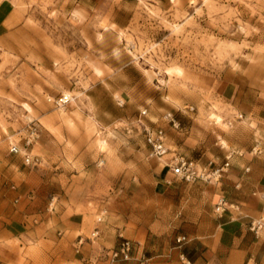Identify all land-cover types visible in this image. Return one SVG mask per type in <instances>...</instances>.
<instances>
[{
    "label": "clouds",
    "instance_id": "9594fccd",
    "mask_svg": "<svg viewBox=\"0 0 264 264\" xmlns=\"http://www.w3.org/2000/svg\"><path fill=\"white\" fill-rule=\"evenodd\" d=\"M7 3L0 178L43 191L0 264H264V0Z\"/></svg>",
    "mask_w": 264,
    "mask_h": 264
},
{
    "label": "crops",
    "instance_id": "0c3cea01",
    "mask_svg": "<svg viewBox=\"0 0 264 264\" xmlns=\"http://www.w3.org/2000/svg\"><path fill=\"white\" fill-rule=\"evenodd\" d=\"M15 189L16 187L13 186V183L10 182V180L0 178V206L6 205L8 202L12 200L13 196H15V192H16L14 191ZM26 192L27 190L24 191L23 195ZM18 228L19 227H17V225L9 227V229L13 231V233H15L17 230H20ZM234 230L235 229L233 227H226L223 237L219 241L220 244L224 246V248L232 247V236H233ZM166 251L169 253V256L172 260L176 258L177 254L180 251H183L184 255L187 257L189 261V264H217L218 259H219V264H223V255L219 257L214 255V256L209 257L207 260H205L207 249H205L198 242H194L192 244H186L183 247H171L167 249ZM160 252L162 251L155 249L151 253L146 251L145 254L146 256L151 254L152 256L156 258L155 260H150L152 261L151 264H165V262L160 258V255H159ZM132 254L133 255L135 254V250H133ZM224 255H226V253H224ZM77 258H79V255L77 256Z\"/></svg>",
    "mask_w": 264,
    "mask_h": 264
},
{
    "label": "rangeland",
    "instance_id": "374dc122",
    "mask_svg": "<svg viewBox=\"0 0 264 264\" xmlns=\"http://www.w3.org/2000/svg\"><path fill=\"white\" fill-rule=\"evenodd\" d=\"M9 13H12L13 15H15V13L12 12V5L7 3V0H5V2L3 4H0V18H3L4 16H7ZM114 15L116 16V18H120L122 17L124 14L119 12L118 10L114 9ZM181 126H184L183 121L181 122ZM215 167V166H213ZM12 182V181H10ZM6 185V184H5ZM4 185V186H5ZM7 187V186H6ZM20 189V190H19ZM25 195V199H28V197H32L33 196V192H35V194L37 196H41L42 195V189L40 188H34L31 191L29 190L28 186L26 185H21V187L16 188L14 191L15 192V196H13L12 200L10 202H8L6 205H2L0 206V224H2L4 227H12L17 225V227H19L18 229H20V231H22V227L20 226V221L21 219L25 218V214L30 212V211H39V208H33L31 206V204H27L24 205L23 211L19 210V205H17L16 207H13V204H15L16 201H20V204H24V201L20 199V197L23 195L24 191H26ZM159 190V189H158ZM131 195V193H129ZM6 221H10V223H6ZM172 244H175V241H172ZM186 244L182 245L185 246ZM150 248L151 250H161V251H165L171 247L168 246V240L167 239H157V240H151L150 241ZM151 251V252H153ZM150 263H152V261H150Z\"/></svg>",
    "mask_w": 264,
    "mask_h": 264
},
{
    "label": "built area",
    "instance_id": "2783aa9c",
    "mask_svg": "<svg viewBox=\"0 0 264 264\" xmlns=\"http://www.w3.org/2000/svg\"><path fill=\"white\" fill-rule=\"evenodd\" d=\"M120 246H121V245H119V244L117 245V251H119V247H120ZM130 254L133 255L132 253H130ZM146 264H151V263H150V260L146 261Z\"/></svg>",
    "mask_w": 264,
    "mask_h": 264
}]
</instances>
